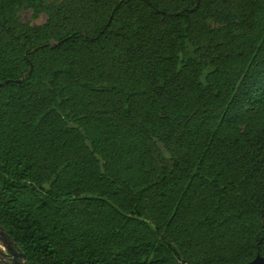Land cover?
I'll use <instances>...</instances> for the list:
<instances>
[{"label": "trees", "instance_id": "obj_1", "mask_svg": "<svg viewBox=\"0 0 264 264\" xmlns=\"http://www.w3.org/2000/svg\"><path fill=\"white\" fill-rule=\"evenodd\" d=\"M0 226L28 264L264 257V0H0Z\"/></svg>", "mask_w": 264, "mask_h": 264}, {"label": "rangeland", "instance_id": "obj_2", "mask_svg": "<svg viewBox=\"0 0 264 264\" xmlns=\"http://www.w3.org/2000/svg\"><path fill=\"white\" fill-rule=\"evenodd\" d=\"M48 3L58 4L63 0H46ZM17 20L23 28H35L41 26L46 21V15L34 10L29 5L23 4L18 8ZM209 27H221L223 25H217L214 22L207 21ZM241 27L239 24H234V31H240ZM243 114L246 116V121L238 126V130L242 133H246L253 129H258L262 126L263 119L260 115V111L253 106H248L244 109ZM156 152L159 164L165 165L172 161V154L166 150L162 144L156 142ZM2 250L6 252L3 246ZM26 262V261H25ZM7 264H11L9 261ZM26 264H28L26 262Z\"/></svg>", "mask_w": 264, "mask_h": 264}, {"label": "water", "instance_id": "obj_3", "mask_svg": "<svg viewBox=\"0 0 264 264\" xmlns=\"http://www.w3.org/2000/svg\"><path fill=\"white\" fill-rule=\"evenodd\" d=\"M0 246H3L6 252L2 250L0 247V264H7L8 261L11 264H26L24 259V254L21 250L14 244L8 234L4 231V229L0 226ZM259 261L264 263L259 257H256L254 261L248 264H255Z\"/></svg>", "mask_w": 264, "mask_h": 264}, {"label": "flooded vegetation", "instance_id": "obj_4", "mask_svg": "<svg viewBox=\"0 0 264 264\" xmlns=\"http://www.w3.org/2000/svg\"><path fill=\"white\" fill-rule=\"evenodd\" d=\"M256 257H259V258H261L262 260H264V257H261V256H259V255H256L255 258H256ZM255 258H254L253 260H251L250 262L254 261ZM250 262H248V263H250ZM248 263H247V264H248ZM255 264H264V263H262V261H259L258 263H255Z\"/></svg>", "mask_w": 264, "mask_h": 264}]
</instances>
